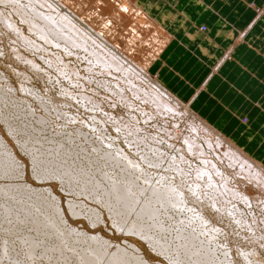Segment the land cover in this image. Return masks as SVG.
<instances>
[{
  "label": "bare ground",
  "instance_id": "1",
  "mask_svg": "<svg viewBox=\"0 0 264 264\" xmlns=\"http://www.w3.org/2000/svg\"><path fill=\"white\" fill-rule=\"evenodd\" d=\"M205 1L199 0L198 3L204 13L206 12L204 6L207 4ZM153 3L154 0L145 2L144 0H0V28L6 31L5 34L4 31L0 33V55L16 63L11 66L16 68L14 73L12 72L14 69L11 72L20 79L16 80L19 84H14L11 79L13 76L10 77L5 70L0 69V123L30 162L28 170L26 162L18 156L19 153L17 154L15 147L0 128V264H43L42 259L49 264H163L151 261L132 240H125L126 243L122 244L118 240L69 223L60 194L55 192L53 186L44 184L48 180L55 181L64 194H68L66 207L72 216L85 219L92 227L102 225L108 219L115 229L146 241L145 244H149V249L163 256L171 264L237 262V260L234 262L235 255L230 252L231 249L222 250L212 242L215 235H212L209 229V223L212 222L209 214L212 211L208 203L211 200L216 202L214 207L220 205V199L216 198L218 195L204 194L202 192L204 189L198 190L201 184L198 179L189 180L188 185L186 183L187 188L181 178L171 180L167 176L169 174L159 168L171 169L174 172L176 170L179 173L177 176L186 174L181 170L183 167H179L182 163L180 157L172 156V153L163 154L166 151L158 145L161 139L149 134H146V138V135L143 136L144 129L140 135V129L144 126L139 125L138 114L127 110L130 118L122 115L118 118L104 107L109 104L107 99V104L103 103L101 97L100 100L96 99L95 94L98 95L101 91L100 88L94 87V84H102L109 92L116 94L119 105L127 107L128 104L129 107L135 108L137 105L131 106L132 101L129 103L130 98L126 99L128 97L122 90L124 86L122 84L126 82L140 100L155 109L151 112L153 116L162 115L161 120L168 116L180 118V113L184 114L182 117L185 115L190 117L194 112L204 122L203 128H207L210 133L219 137L216 142L218 141V146L227 156L232 168L240 174L243 170L247 173L242 174L243 176L264 183L262 160L250 155L247 148L237 142L233 135L222 132L216 125L202 117L191 105V101L190 103L183 101L169 91L157 73L150 71L170 39V34L168 33V36L166 32L167 26L165 27L163 22L167 20L163 16L165 14L154 13ZM180 4L181 0L178 1L177 6L180 7ZM156 5L161 9V5L158 3ZM45 8L47 10H44ZM257 8L259 10L256 18H260L264 13V7ZM131 12H138L146 19L142 17L139 23H136L137 21L134 22L128 17ZM192 15L188 12L184 15L188 18L187 21H192L195 26V32L192 33L207 36V26L204 24L197 26ZM19 21L27 31L21 27ZM154 34L159 36L157 37L160 42H156L157 47L152 45L151 48L153 47L155 51L150 52L142 41L150 43ZM245 35L246 31L239 32L230 47L224 51L223 56L213 65L212 75L220 64L232 57ZM9 40L13 42L6 46ZM48 45L55 49V51L52 49L54 57L48 55L47 58L55 65L56 71L53 73L57 72L58 76L55 74L52 77V73L50 74L39 61V57L42 60L46 57V53L51 51L50 48L47 49ZM162 56L165 57V54ZM71 58L76 59L81 64V68L74 64L75 61ZM52 63H49L50 66ZM29 71L49 86L47 91L35 85ZM87 74L97 76L89 77ZM133 74L150 83L147 90L133 83L130 79V75ZM106 76L116 78V80L109 79V85L113 82L119 91L112 85L108 87ZM94 78H98L95 79L97 82H94ZM177 105L179 107H176ZM114 106L116 105L113 104L112 108ZM71 107L79 111L78 116H73L74 111ZM142 114L144 111L141 112ZM182 122V125H178L183 129L187 128V119ZM109 124L112 128L122 131L124 136L122 140L128 150L115 142L118 138L115 139V135L107 134L110 138L106 139L102 127ZM54 125L59 128H55ZM162 129L163 133L169 131L168 134L166 133L168 137L173 136L180 142L189 133L182 136L183 130L178 131V127L176 129L178 132L171 131L170 128H166L167 131ZM157 130L162 131L159 128ZM156 135L158 136V131ZM193 139L189 137L184 139L186 140L184 142L188 146L189 153L200 157L204 152L203 147ZM172 142L170 145H174ZM206 142L212 141L206 137ZM175 145L173 147H177ZM180 155H183L182 161L189 160L183 153ZM201 157L203 162L209 165L215 164L214 162L210 164V161L206 160L207 156ZM17 164L20 167H17ZM195 171L194 175L202 179H204V171L211 173L204 167L200 171ZM30 172L41 184L36 185L29 180ZM205 177L209 179L208 176ZM206 181L205 186H208L209 181ZM220 182L219 185H222L228 196L230 194L238 196L247 205L251 201L249 196L252 192L248 196L247 192L243 194L238 186L235 188L234 184L231 186L223 179ZM213 186L218 192L222 191L216 185ZM213 186H210L211 190ZM257 198L256 196L255 201ZM223 201L225 202L226 199ZM222 206H224L223 202ZM236 210L239 216L238 211L242 209L236 208ZM239 219H242V216ZM198 220L201 222L200 226L197 225ZM249 230L254 231H251L250 227ZM208 234L210 235L207 238L204 237ZM246 235L251 234L246 233ZM257 236L261 237L259 234ZM213 246L215 249L212 248ZM261 251L263 253V250ZM218 252L225 257L223 259L217 257ZM254 255L251 256L248 250L247 252L243 250L239 258L245 263L256 264L261 256L256 255L258 260L254 261Z\"/></svg>",
  "mask_w": 264,
  "mask_h": 264
},
{
  "label": "crops",
  "instance_id": "2",
  "mask_svg": "<svg viewBox=\"0 0 264 264\" xmlns=\"http://www.w3.org/2000/svg\"><path fill=\"white\" fill-rule=\"evenodd\" d=\"M178 1L154 0V13L165 14L170 39L162 53L165 57L161 54L150 71L169 91L191 101L202 117L264 162V13L256 18L264 0H204L206 14L199 0H181L180 7ZM187 12L197 26H207V36L192 33L195 26L184 17ZM243 30L246 35L232 57L212 75L213 65Z\"/></svg>",
  "mask_w": 264,
  "mask_h": 264
},
{
  "label": "rangeland",
  "instance_id": "3",
  "mask_svg": "<svg viewBox=\"0 0 264 264\" xmlns=\"http://www.w3.org/2000/svg\"><path fill=\"white\" fill-rule=\"evenodd\" d=\"M4 5H6V4H4ZM8 9L11 11L12 9H10L9 7H8ZM44 10H47L46 8L44 9ZM13 11V10H12ZM135 13V14H134ZM120 14V13H119ZM137 15V16H136ZM128 17H131L133 20H134V22H136V23H139V21L141 20V18L143 17V18H145L144 16H142L141 17V15H139L138 14V12H131V14L128 16ZM127 17V18H128ZM134 17V18H133ZM140 18V19H139ZM146 19V18H145ZM19 24H21V22L19 21ZM21 27H23L24 28V30L25 31H27V29H26V27L25 26H23L22 24H21ZM5 29H2V28H0V33H2L3 31H4ZM5 32L6 31H4L3 33L5 34ZM1 35V34H0ZM158 35L156 34H154V36H153V40H151V42L150 43H145V41H142V43L145 45V46H147V48H148V50L150 51V52H153V51H155V49L153 48L154 46L155 47H157V43L156 42H160V40H159V36L157 37ZM12 40H13V38H11ZM8 40V39H7ZM5 42H7V41H5ZM13 41H11V40H9V42H7L6 43V46L7 45H10L11 43H12ZM16 43V42H15ZM153 45V47L151 48V46ZM48 48L47 49H49L50 48V52H47L46 53V57H42L41 59L42 60H40V57H39V61H40V63L42 64V65H44L45 66V69L48 71V72H50V74L52 73V77H54L55 76V74L58 76V74H57V72H55V73H53L54 71H56V67H55V65L47 58V56L48 55H50V56H53L54 57V53H52L53 51H52V49H54V47H52L51 45H48L47 46ZM54 51H55V49H54ZM52 53V54H51ZM69 59V58H68ZM72 59V61H75L74 62V64H76L78 67H80L81 68V64L80 63H78V61L75 59V60H73L74 58H71ZM2 60V61H1ZM7 59L5 58V57H2V55H0V69L1 70H5L6 72V74L7 75H9L10 77L11 76H13V77H11V79L14 81V84H16V83H18L19 84V81H16V80H20L19 78L17 79V77L16 76H14V71H15V69L14 68H11V66L14 64V65H16V63L15 62H11L10 60H7ZM10 61V62H9ZM48 63H47V62ZM52 63V65L50 66V64ZM6 64V65H5ZM47 64V65H46ZM7 67V68H6ZM10 67V68H9ZM16 67V66H15ZM50 69H49V68ZM3 68V69H2ZM53 68V69H52ZM9 69V70H8ZM12 69H14L12 72H11V70ZM52 71V72H51ZM29 74H30V76L33 78V81H34V83H35V85L36 86H38V87H40V89L41 90H43L44 89V91H47V89L49 88V86H46V84L44 83V81L43 80H41V78H39L38 76H36V75H33V73H31L30 71L28 72ZM86 73V72H85ZM32 74V75H31ZM46 75V74H45ZM89 77H92V76H97V75H94V74H87ZM47 76V75H46ZM100 76V75H99ZM101 76H103V75H101ZM107 77V76H106ZM106 77H105V79H106ZM130 79H132L133 80V83H137V84H139L140 85V88H144L145 90H147V88H148V85L150 84L149 82L147 83V81H144L142 78H138V77H136L134 74L133 75H130ZM134 77V78H133ZM136 77V78H135ZM99 78V77H98ZM98 78L96 79V78H94V82H97L96 80H98ZM113 77H107V79H106V83L108 84V87L110 86V87H112L113 86V88L115 89V90H117V91H119L118 90V87L113 83V82H110V85H109V79L110 80H113V79H115L116 80V78H113ZM154 78V77H153ZM15 79V80H14ZM96 79V80H95ZM139 79V80H138ZM140 81V82H139ZM144 81V82H143ZM93 82V83H94ZM67 83V82H66ZM112 83V84H111ZM145 83V84H144ZM128 83H126V82H123V84L122 85H124L123 87H122V90H124L123 92L125 93V96H127L128 98H126V99H128L129 100V98H130V100H129V103L130 104H132L131 106H133V107H135L136 105V107L135 108H132V107H129L128 106V104H127V107H125V106H122L121 104L119 105V102H117L118 100L116 99V94L115 93H113V92H109L108 91V89H106L102 84H94V87H96L97 89H99L100 91H101V93H98V95L97 94H95L97 97H96V99L98 100H100V97L101 98H103V103H105V104H107V102H106V99H107V101L109 102V104L112 102L113 104H115L116 106H114L113 108H112V106H113V104L111 103V106L109 105V104H107V105H105L104 107H106L110 112H113L114 114H116V116L118 117V118H120L121 117V115H122V117H125V118H130V114H128L127 113V110L128 111H130V112H132L133 114H138V120H139V125L142 127V126H144V127H142V129H140L141 130V133H140V131H139V133H140V135H142V133H143V131H144V133H143V136H145L146 134H149V135H151L152 137H155L156 139L157 138H159V139H161V143H159L158 145L161 147V148H163L164 149V151H166L165 153H163V154H170L171 155V153H172V156H177L179 159H181V164H179V167L181 168V167H183V168H181V170H183V172L185 171L186 172V174H184L183 172V174L187 177H185L184 175H179V176H177V171L175 170V172L173 171V170H171V169H169V170H167V169H165V168H162V167H160L159 168V170H161V171H165V173L166 174H169V175H167L171 180L173 179V180H176V179H182L183 180V183L185 184H183L186 188H187V186H186V183H187V185H188V183H189V180H191V179H198V182L199 183H201V184H199L200 186L197 188L198 190H200V191H202L203 189V193L205 194H207V193H209L210 195H213V193L214 194H216V195H218V196H216V198H219L220 199V205L218 204V205H216L217 207H214V203H216V202H214V201H211V200H209V206H210V208H211V210L210 211H212L210 214H209V219H211L212 220V222H211V220H210V222H211V224L209 223V229H211V234L212 235H215V239H212L213 241L212 242H214V244H212V245H214V246H216V247H220L222 250H224V248L225 249H227V250H229V249H231L230 250V252L231 253H233L235 256H234V262H236V260H237V262L236 263H234V264H248V263H245L244 261H242V260H240V258H239V255H241L242 254V252H243V250H244V252H247V250H248V254L249 255H254L255 256V258H254V261H256V260H258V257H260V261L258 260V261H256V264L258 263V264H264V239H263V237H264V231L262 232V230H264V183L262 182L261 183V181L259 182V180H256L255 178V182L253 181V179H251V178H249V177H245V176H243L242 174H247L245 171H241V173L242 174H240V172H237V171H235L233 168H232V165L230 164V162H229V160H228V158H227V156L223 153V151L221 150V147L220 146H218V144H217V142H216V139L217 140H219V137L217 136V135H215L214 133V135L212 134V133H210L209 131H208V129L207 128H203V124H204V122L202 121V119H200V118H198L197 117V115L194 113V112H192L194 115H191V116H193V117H186V115L185 116H183L182 117V115H184V114H182V113H180L181 114V117L180 118H175V117H172V116H166L165 118L166 119H163V120H161L162 119V115H160V114H157L156 116H153L152 114H151V112H154V108L152 109L151 108V106H149L145 101H143L142 99L140 100L139 99V97L138 96H136L135 94H134V92H132L131 90H130V88L128 87V85H127ZM66 85H68L69 86V84L67 83ZM112 85V86H111ZM147 85V86H146ZM18 86V85H17ZM100 86V87H99ZM127 86V87H126ZM44 87H46V89L44 88ZM129 88V89H128ZM105 90V91H104ZM54 92H55V89H54ZM129 93V94H128ZM131 93H133L134 95H132ZM144 93V92H143ZM108 95V96H107ZM130 97H129V96ZM104 96V97H103ZM111 96H112V98H111ZM136 96V97H135ZM111 98V99H110ZM115 98V99H114ZM133 103H135V104H133ZM118 104V105H117ZM108 106H109V108H108ZM137 107H140V108H137ZM176 107H179L178 105L176 106ZM126 108V109H125ZM129 108V109H128ZM71 109L74 111V112H72V113H74L73 114V116L74 115H76V116H78L79 115V111L76 109V108H73V107H71ZM75 109H76V111H75ZM113 109V110H112ZM118 109V110H117ZM137 110V112H136V110ZM138 109H140V111L142 112V111H144V114H142L141 115V112L138 110ZM69 110V109H68ZM126 111V112H125ZM139 112V113H138ZM148 112V113H147ZM149 112H150V114H149ZM77 113V114H76ZM120 113V114H119ZM125 113H127V115L125 114ZM118 114V115H117ZM124 114V115H123ZM148 118H147V117ZM150 116H152L151 117V119L149 120V117ZM147 119H146V118ZM160 117V118H159ZM133 118V117H132ZM131 118V119H132ZM141 118V119H140ZM154 118V119H153ZM191 118V119H190ZM143 119V120H142ZM178 119H180V120H178ZM187 119V128H185V129H183V127H181V125L183 124V122H182V120H186ZM242 119L243 120H245L246 118H244V117H242ZM166 122H165V121ZM190 120V121H189ZM144 121V122H143ZM162 121V122H161ZM170 121V122H169ZM53 122H55V121H53ZM164 122V123H163ZM175 122H177L176 124H175ZM199 122V123H198ZM56 123V125H58L57 124V122H55ZM154 123V124H153ZM157 123V124H156ZM166 123V124H165ZM182 123V124H181ZM178 124H181V125H178ZM56 125H54L55 126V128L57 127V128H59V126H56ZM153 125V126H152ZM156 125L158 126V127H156ZM168 125V126H167ZM189 125H190V128H189ZM202 127H201V126ZM152 126V127H151ZM155 126V128H153ZM177 127H178V129H177ZM0 128L4 131V133H5V137L7 138V139H9V142L15 147V149H16V152H17V154H18V156L21 158V159H23L25 162H26V164H27V166H28V170H29V168H30V162H29V158L28 157H26V155L25 154H23L22 152H20V150H19V148H18V146L16 145V143L13 141V139L10 137V135L5 131V128L3 127V125H2V123H0ZM103 128V131L105 132V133H103L104 134V136L106 137V139H109L110 137L108 136V135H115L114 137H115V139H116V143L117 144H120L121 146L120 147H122L123 149H127V147L124 145V136L122 135V131L121 130H116L114 127L112 128V125L111 124H109V125H105L104 127H102ZM157 128H159V129H161L162 131V133L161 132H159V130H157ZM162 128H164V130H168L169 128V130H175V131H182L181 132V134H182V136H184L187 132H189V133H187L186 134V136H184L185 138L184 139H188L189 137L191 138V140H192V137L194 138L193 140L196 142H199L200 144H201V146L203 147H201L202 149H203V154H200V157H197V156H195V155H193V154H191V153H189V151H188V146H187V144H185V142H186V140H182V139H180V140H182L181 142L180 141H178V139L176 138L175 139V137H173V136H169L168 137V135H166V133L167 132H169V131H165L166 133H163V129ZM166 128H168V129H166ZM144 129V130H143ZM155 129V130H154ZM177 129V130H176ZM193 129H194V131H193ZM143 130V131H142ZM120 131V132H119ZM157 131H158V136L156 135L157 134ZM170 131V132H171ZM177 131V132H178ZM196 131H198V132H196ZM119 132V133H118ZM110 133V134H109ZM121 133V134H120ZM152 133V134H151ZM159 133H161V134H159ZM108 134V135H107ZM164 134V135H163ZM168 134V133H167ZM184 134V135H183ZM189 134V135H188ZM204 134V135H203ZM118 135V136H117ZM122 135V137H120ZM127 135V134H126ZM161 137H160V136ZM192 135V136H191ZM196 135H197V137H196ZM206 135V136H205ZM166 136V137H165ZM188 136V137H187ZM109 137V138H108ZM113 137V138H114ZM171 137V138H170ZM202 137V138H201ZM206 137L207 138H210V141H212V142H206ZM146 138H147V135H146ZM155 138H154V140H155ZM163 138V139H162ZM164 138H166V139H164ZM168 138V139H167ZM123 139V140H122ZM121 141V142H120ZM166 141H168V142H166ZM173 141V142H172ZM185 141V142H184ZM172 142V144H177V145H175V146H177V147H173L174 145H170V143ZM169 143V144H168ZM181 144H183V145H181ZM122 145H124V146H122ZM179 145V146H178ZM215 145V146H214ZM171 146V147H170ZM186 146V147H185ZM173 147V148H172ZM178 147H179V149H178ZM186 149V150H184V148ZM129 149V148H128ZM127 149V150H128ZM177 150V151H176ZM187 152V153H186ZM181 153H183L184 155H186L187 157H188V159L189 160H187V162L185 161H182L183 160V158H182V156L183 155H180ZM186 153V154H185ZM206 154V156L208 157L209 155V157L207 158L206 156H205V154ZM207 153H208V155H207ZM167 154V155H168ZM135 155V154H134ZM137 155V154H136ZM201 156H204V158L206 157V160H209L210 161V164H211V162H212V164H213V162L215 163V164H213V165H209L207 162V164L205 163V162H203L202 161V157ZM212 161H211V160ZM228 160V161H227ZM192 163H191V162ZM194 162V163H193ZM196 164H197V166H196ZM206 164V165H205ZM217 164V165H216ZM195 166V167H194ZM200 167V168H199ZM202 167H204V169H208L211 173L209 174V173H207V175H206V173H205V171H204V179H202V178H197L196 177V174L194 175V173H196V171L195 170H198V171H200V169L202 168ZM149 168V167H148ZM162 168V169H161ZM185 168V169H184ZM194 168H197V169H194ZM233 169V170H232ZM167 171V172H166ZM207 171V170H206ZM215 171H216V174H214L215 173ZM187 172L189 173V174H187ZM173 175H172V174ZM218 173V174H217ZM171 174V175H170ZM179 174V173H178ZM175 175V176H174ZM209 175L211 176V177H209ZM29 180L30 181H32V182H34L36 185H38V184H41V183H39L38 181H36V179L34 178V176L31 174V172L29 173ZM205 176H208V178L209 179H207V177H205ZM212 176H213V178H212ZM219 176L221 177V178H219ZM175 177V178H174ZM192 177V178H191ZM210 178H212L213 179V181H211V179ZM201 179V180H200ZM208 180L209 181V184H212V182H213V184L212 185H209L208 184V186H205V185H207L206 183H207V181L206 180ZM224 180V181H226V182H228L229 183V185H233V187H237L238 189H240L241 191H242V193L243 194H246V192H247V195L249 196L251 193L250 192H252V194H253V192L256 194H251L250 196H249V198L251 199V201L249 202V200H248V205L246 204V203H243L242 202V200H241V198L239 197L238 198V196H233L232 194H230L229 196H228V194L225 192V190H223V187H222V185L221 184H223L222 182H220V180ZM185 180V181H184ZM214 180H215V182H214ZM252 180V181H251ZM202 181V182H201ZM218 181V182H217ZM264 181V180H263ZM219 182L221 183L220 185H219ZM228 183H227V185H228ZM256 183L258 184V185H256ZM44 184H48V185H51V186H53V188H54V190H55V192L57 193V194H60V196H61V200H62V202H63V205H64V208H65V214H66V218H67V220H68V222L69 223H72V224H75V225H77V226H79L80 228H84V229H88V230H91V231H93V232H97V233H100L101 235H103V236H105V237H107V238H110V239H114V240H118L119 242H121L122 244H125L126 243V241H133L134 243H136L137 245H139V247L144 251V253L148 256V258L151 260V261H153V262H155L156 261V263H158V262H161V263H165V264H171V263H169L168 261H166V259L163 257V256H159V255H157L155 252H153L152 251V249H149L150 248V246H149V244L148 243H146L145 244V242L146 241H144L143 239H141V238H139L138 236H135V235H133V234H126V233H124V232H122V231H119L117 228L115 229V227L108 221V219L106 220V223H102V225H98L97 227H92V226H90L91 224L88 222V221H86L85 219H83V218H79V217H77V216H72V213L70 212L69 213V210L67 209V207H66V203H67V201H68V194H64V192L62 191V189H60V187H59V185L58 184H56L55 183V181H51V180H48V182H46V183H44ZM213 185H216V187H218L219 189H221L222 191H220V192H218V190L216 189V188H214L215 186H213ZM210 186H213V190H211L212 189V187H210ZM200 187H202V188H200ZM209 188V189H208ZM205 191V192H204ZM214 191V192H213ZM216 191V192H215ZM243 191H245V193L243 192ZM257 192V193H256ZM219 193V194H218ZM250 193V194H249ZM222 195V196H221ZM256 196L259 198H257V201H255V198H256ZM233 197H237L236 199H234ZM253 197V198H252ZM232 198V199H231ZM211 199V198H210ZM226 199V201L224 202L223 200H225ZM222 200V201H221ZM231 200V201H230ZM240 200V201H239ZM228 201V202H227ZM233 201H234V203L237 205H235V204H233ZM222 202H223V205L224 206H222ZM230 202H232L231 204H230ZM225 203V204H224ZM226 203H228L227 205H226ZM258 203V204H257ZM234 206H233V205ZM230 205V206H229ZM228 206V207H227ZM231 206H233L232 208H229V207H231ZM236 206V207H235ZM213 207V208H212ZM224 207V208H223ZM218 208V209H217ZM236 208H238V209H242V210H240V211H238V212H240V215L238 216L237 214H239V213H237V210H236ZM222 211V210H224V211H220V210ZM226 209H227V211H226ZM228 210H230V211H232L233 213H231L230 211H228ZM234 210H236V211H234ZM229 212V213H228ZM206 214V213H205ZM211 214H213V215H211ZM219 214H221V217H219ZM223 214V215H222ZM182 216H185V215H182ZM242 216V219H239L238 220V218H240ZM177 217H178V215H177ZM238 217V218H237ZM183 220L184 221H186L184 218H183ZM243 220V221H242ZM246 220V221H245ZM74 222V223H73ZM187 222V221H186ZM198 226H200V221L198 220ZM240 223H242L243 225L246 223V225H244V227H243V229H245V230H243L242 229V226H241V224ZM257 223V224H256ZM104 224H106V225H104ZM108 224V225H107ZM214 224V225H213ZM215 226V227H212V226ZM255 225H256V227H255ZM208 226V225H207ZM245 226H246V228H245ZM248 226V227H247ZM259 226V227H258ZM249 227H250V229H251V231H253V232H250V230H249ZM213 228H215V229H213ZM258 228V229H257ZM93 229V230H92ZM95 229V230H94ZM259 229L261 230V231H259ZM216 230V231H215ZM256 230V231H255ZM242 231V232H241ZM246 231V232H245ZM240 232H241V235H240ZM245 232V233H244ZM256 232H258V233H256ZM243 233L245 234V235H243ZM246 233H249V234H251L252 235V237H251V235H249V236H247L246 235ZM206 234V233H205ZM217 234V235H216ZM256 234V235H255ZM259 234V236L261 235V237H258L257 235ZM210 234H208V235H205L204 237H206L207 238V236H209ZM202 236H203V234H202ZM246 236V237H245ZM255 236H257L256 238H255ZM263 236V237H262ZM216 237H217V239H216ZM240 237V238H239ZM250 238V239H249ZM262 238V239H261ZM257 239L258 241H255V240ZM126 240V241H125ZM216 240H218V241H216ZM245 240V241H244ZM247 240H249V241H247ZM260 240V241H259ZM263 240V241H262ZM221 242V244H220V242ZM244 241V242H243ZM251 241H252V243H251ZM217 242H219V243H217ZM248 242V243H247ZM255 242V243H254ZM257 242V243H256ZM261 242V243H260ZM260 245H259V244ZM217 244V245H216ZM223 244V245H222ZM227 244V246H225ZM238 244V245H237ZM254 244V245H253ZM261 244H263V245H261ZM239 245H240V247H239ZM243 245H245V246H243ZM251 245V246H250ZM259 247H257V246ZM214 246L212 247V248H214ZM248 246V247H247ZM149 247V248H148ZM238 247V248H237ZM247 247V248H246ZM251 247V248H250ZM252 247H253V249H252ZM256 247V248H255ZM261 247V248H260ZM241 248V249H240ZM250 248V249H249ZM258 248V249H257ZM215 249V248H214ZM245 249H246V251H245ZM256 249V250H255ZM239 250V251H238ZM251 250V251H250ZM253 250V251H252ZM255 250V251H254ZM261 250H263V253H262V251ZM234 251V252H233ZM236 251H237V253H236ZM258 253H257V252ZM250 252V253H249ZM253 252H255L254 254H252ZM257 253V254H256ZM262 253V255H260ZM223 255V256H222ZM256 255H258V257L256 256ZM220 257V258H224L225 256H224V254H222V253H220L219 254V252L217 253V257ZM263 256V257H262ZM216 257V258H217ZM257 257V258H256ZM263 258V259H262ZM241 261V262H240ZM262 262V263H261ZM42 263L43 264H49V263H47L44 259H42Z\"/></svg>",
  "mask_w": 264,
  "mask_h": 264
},
{
  "label": "snow or ice",
  "instance_id": "4",
  "mask_svg": "<svg viewBox=\"0 0 264 264\" xmlns=\"http://www.w3.org/2000/svg\"><path fill=\"white\" fill-rule=\"evenodd\" d=\"M17 167H20V165H19V164H17Z\"/></svg>",
  "mask_w": 264,
  "mask_h": 264
}]
</instances>
